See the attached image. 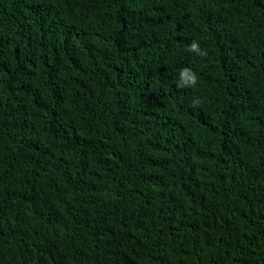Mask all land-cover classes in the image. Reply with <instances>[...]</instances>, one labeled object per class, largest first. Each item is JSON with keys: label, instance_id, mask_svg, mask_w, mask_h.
I'll return each instance as SVG.
<instances>
[{"label": "trees", "instance_id": "obj_1", "mask_svg": "<svg viewBox=\"0 0 264 264\" xmlns=\"http://www.w3.org/2000/svg\"><path fill=\"white\" fill-rule=\"evenodd\" d=\"M0 264H264V0H0Z\"/></svg>", "mask_w": 264, "mask_h": 264}, {"label": "clouds", "instance_id": "obj_2", "mask_svg": "<svg viewBox=\"0 0 264 264\" xmlns=\"http://www.w3.org/2000/svg\"><path fill=\"white\" fill-rule=\"evenodd\" d=\"M187 51L191 53H195L197 56L200 57H206L207 56V51L202 50L200 47V44L193 40L188 46H187ZM198 82V77L197 74L188 67H185L180 70L179 72V78L177 82V88L180 89H187L191 87H195ZM192 103L194 105H199L202 103V100L200 98H195Z\"/></svg>", "mask_w": 264, "mask_h": 264}]
</instances>
